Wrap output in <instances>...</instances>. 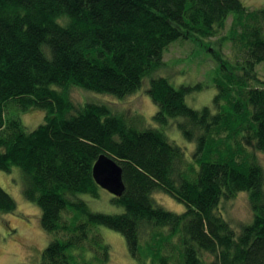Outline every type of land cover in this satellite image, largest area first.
Returning a JSON list of instances; mask_svg holds the SVG:
<instances>
[{
    "label": "trees",
    "instance_id": "obj_1",
    "mask_svg": "<svg viewBox=\"0 0 264 264\" xmlns=\"http://www.w3.org/2000/svg\"><path fill=\"white\" fill-rule=\"evenodd\" d=\"M232 13L236 70L224 64L230 71L216 79L218 110L194 108L190 87L158 73L164 53L179 39L218 36ZM261 63L264 7L241 0H0V171H18L52 234L38 264H104L110 246L99 226L124 235L134 264H264V167L256 155L264 150V85H251L264 81ZM145 78L157 124L179 117L195 142L192 156L162 128L139 126V114L69 94L76 87L124 98ZM31 106L44 116L28 128L11 109ZM102 154L123 168L125 189L112 193L119 213L93 211L82 198L100 195L93 167ZM157 190L186 210L158 204ZM241 191L250 193L253 222L237 230L219 206ZM16 208L0 184V212Z\"/></svg>",
    "mask_w": 264,
    "mask_h": 264
},
{
    "label": "rangeland",
    "instance_id": "obj_2",
    "mask_svg": "<svg viewBox=\"0 0 264 264\" xmlns=\"http://www.w3.org/2000/svg\"><path fill=\"white\" fill-rule=\"evenodd\" d=\"M241 1L250 10L264 7V0ZM234 15L235 13H232L229 16L218 36L179 39L171 43L164 53V62L158 73L167 76L177 87L181 85L190 87L186 101L194 108L200 109L206 105L214 107V98L220 91V88L216 86V79L222 78L230 71L224 68V64L229 63V66L236 70L233 67L236 55L232 48L233 40L230 38ZM257 70L258 75L264 79V63L259 64ZM149 85L150 80L145 78L139 90L124 98H117L109 93L84 91L76 87H71L69 94L78 103L84 102L85 99L96 100L108 103L115 110L125 112L128 116L139 114L141 119V122L138 120L139 126L162 128L172 140L186 147L188 155L192 156L195 142L188 141L183 136L177 124L179 117L171 118L168 126L161 127L157 124L154 115L158 111V105L146 92ZM251 85L262 86L264 81H251ZM213 109L218 110L216 107ZM11 110L13 115L22 118L28 128L37 126L44 116V111L35 106L24 111L17 110L16 107H12ZM8 114L11 113L6 112L5 116ZM188 144L192 145H190L192 149ZM249 151L253 152V149L249 148ZM256 155L264 167V150L256 151ZM16 172L0 171L1 186L17 201L16 210L8 213L0 212V264H38L43 250L52 239V234L42 227L40 206L24 197L20 175L18 171ZM154 197L157 203L166 209L178 213L186 210L183 202L163 190L155 191ZM249 197V191H241L235 197L223 199L220 202V214L237 230L253 222ZM82 198L88 202L93 211L105 213L124 211L121 205L112 202V193L102 187H100L99 196L82 193ZM98 231L102 234L104 242L110 246V258L104 264H134L126 239L121 232L107 226H99Z\"/></svg>",
    "mask_w": 264,
    "mask_h": 264
},
{
    "label": "water",
    "instance_id": "obj_3",
    "mask_svg": "<svg viewBox=\"0 0 264 264\" xmlns=\"http://www.w3.org/2000/svg\"><path fill=\"white\" fill-rule=\"evenodd\" d=\"M93 175L101 187L115 195H120L125 189L122 166L106 154L100 155L95 162Z\"/></svg>",
    "mask_w": 264,
    "mask_h": 264
},
{
    "label": "bare ground",
    "instance_id": "obj_4",
    "mask_svg": "<svg viewBox=\"0 0 264 264\" xmlns=\"http://www.w3.org/2000/svg\"><path fill=\"white\" fill-rule=\"evenodd\" d=\"M21 118V117H20ZM22 119V118H21ZM22 122H23V120H22ZM24 123V122H23ZM24 125H25V123H24Z\"/></svg>",
    "mask_w": 264,
    "mask_h": 264
}]
</instances>
